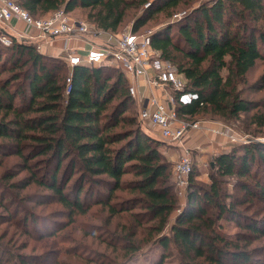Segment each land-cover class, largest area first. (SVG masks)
I'll use <instances>...</instances> for the list:
<instances>
[{
  "label": "trees",
  "instance_id": "1",
  "mask_svg": "<svg viewBox=\"0 0 264 264\" xmlns=\"http://www.w3.org/2000/svg\"><path fill=\"white\" fill-rule=\"evenodd\" d=\"M15 1L35 18L60 7L67 13L88 8L89 21L106 32H117L130 10H140L133 32L164 12L152 24L151 48L176 66L186 80L185 91L195 95L187 103L177 100L179 118L192 121L209 112L231 120L264 106L237 90L256 63H264V0H200L180 16L175 14L179 4L188 6V0H153L147 7L151 0ZM50 58L29 39L14 37L10 46L0 42V166L4 155H16L18 171L29 174L11 186L33 182L44 187L71 217L88 213L91 205L104 207L107 225L129 212L130 232L112 234L126 250H140L134 237L142 227L147 241L163 250L162 258L172 244L188 259L183 264L199 258L214 264H264V257L253 258L264 247L248 248L264 237V214L238 208L260 202L264 209V176L253 171L256 160L264 165V142L253 139L213 156L209 181H199L193 166L185 203L178 207L171 164L160 151L164 143L143 128L122 72L104 64L68 68L64 59L59 66L56 60L49 65ZM251 88H264V73ZM249 120L263 127L264 113ZM17 173L5 169L3 178ZM229 184L241 197L229 192ZM136 206L139 210H133ZM221 218L242 230L233 239L218 233ZM241 240L246 244L238 247Z\"/></svg>",
  "mask_w": 264,
  "mask_h": 264
},
{
  "label": "rangeland",
  "instance_id": "2",
  "mask_svg": "<svg viewBox=\"0 0 264 264\" xmlns=\"http://www.w3.org/2000/svg\"><path fill=\"white\" fill-rule=\"evenodd\" d=\"M188 1L190 4L188 6L179 4L176 15L184 13L186 11L184 8L195 7L200 0L196 2ZM88 10V8L79 6L69 14L85 22L90 29L89 35L95 36L100 30L96 29L87 18ZM139 12L140 10H130L117 31L130 28L135 16L140 14ZM163 17L164 12L155 13L140 28L144 29L142 31L151 30L152 24L163 19ZM175 17L173 15L172 20ZM48 48L50 49L46 45L41 47L40 50L36 49L43 52L44 55L52 57L46 63L50 65L54 63L53 60H56L55 65L59 66L60 62L58 61H62V57H65L66 53L60 49H56L55 53L50 52ZM172 67L176 70L175 65L172 64ZM68 73L69 69L66 67L62 74L67 76ZM263 73L264 63L259 61L247 73L245 81L237 83V90L243 91V97L254 100L259 104H264V88L253 90L251 84L259 81ZM222 74L226 75V70H223ZM183 80L186 83V80ZM259 112L264 113V106L256 107L248 113H240V117L237 119L225 120L208 112L200 113L204 117L195 120L204 121L208 124L213 121L219 129L230 126L236 134L248 135L252 140L259 139V141L264 142V126H257L249 120L250 115L259 114ZM185 142H187V138H185ZM160 151L166 161L171 164V169H173V163L179 154L178 148L174 145L162 144ZM214 153L216 152L213 151L211 154L204 155L200 152V149L190 150L195 170L194 174L201 182L209 181V165L212 162ZM2 160L0 166V264H183L188 260L172 244H170L165 257L162 258L163 250L155 246L153 242L147 241L149 235L142 230V227L136 229L134 237L140 250L134 252L126 250L122 241L112 234L116 231L122 235L130 232L131 219L129 212L115 216L108 225L105 223V219L108 217L106 208H101L99 205H91L88 213H75L71 217L68 211L44 187L33 182L23 188L11 186L12 182L27 178L29 174L27 171H18L17 162L20 160L18 156L7 154L4 155ZM12 168L14 172L18 173L9 180L3 178L5 169ZM254 170L259 176H264V165L259 159L254 162ZM174 192L176 194L175 188ZM229 192H236L238 197L242 195L241 191L239 193H237V190L234 191L231 184H229ZM177 202L178 207H181L183 200L177 197ZM261 206L262 203L260 202H250L244 208V211L243 207L239 206L238 208L248 215H254V212H258L259 214L255 216L260 217L264 214V209H260ZM133 210H139V207L136 206ZM177 215L178 211L175 210L170 220L173 221ZM144 221L145 225L152 224L147 219H144ZM122 226L124 228L121 230ZM216 230L218 233L233 239L235 233L242 230V228L238 227L235 221L221 218L216 223ZM168 232L169 228H166L164 233ZM244 244L246 243L241 240L238 247L244 246ZM255 246L264 247V237L248 244L249 249ZM259 251H255L253 258L264 257V253ZM193 263L214 264L202 258L193 260Z\"/></svg>",
  "mask_w": 264,
  "mask_h": 264
},
{
  "label": "built area",
  "instance_id": "3",
  "mask_svg": "<svg viewBox=\"0 0 264 264\" xmlns=\"http://www.w3.org/2000/svg\"><path fill=\"white\" fill-rule=\"evenodd\" d=\"M13 18L22 21L25 29L22 32L18 31L15 35H9L0 30V42L5 46H10L14 37L29 40L36 38L35 46L40 50L41 47L48 45L52 38L81 37L90 32L85 22L71 16L62 7L35 18L15 0H0V22H8ZM28 28L35 34H29ZM106 33L108 39L106 46L91 49L85 56H81L70 47L64 61L68 68L77 64L94 66L104 64L118 68L122 72L127 82L129 96L136 103L140 121L151 123L157 128L163 141L175 145L179 150L177 159L173 163L171 179L176 196L183 200L181 204L183 205L193 170L190 149L185 142L186 136L194 132H208L225 137L235 145L245 144L252 139L248 135L236 134L230 126L219 129L218 126H211L204 121H189L178 117L177 100L187 103L195 95L185 91L183 77L151 48V30L133 32L130 27L122 31ZM140 77L149 88L162 87L166 90V87H169L170 92L166 94L163 101L152 94L139 96L135 80ZM69 81L67 77L66 87Z\"/></svg>",
  "mask_w": 264,
  "mask_h": 264
},
{
  "label": "crops",
  "instance_id": "4",
  "mask_svg": "<svg viewBox=\"0 0 264 264\" xmlns=\"http://www.w3.org/2000/svg\"><path fill=\"white\" fill-rule=\"evenodd\" d=\"M24 29H25V25L23 24V22L15 18L11 19L8 22H3V23L0 22V30L4 31L9 35H15L18 31L22 32V30ZM27 31L31 35L35 34L30 28H28ZM36 40H37L36 38L32 39L33 42H36ZM107 42H108L107 33L106 31L105 32L102 31L101 33H97L95 36L86 34V35H82L81 37H71L66 39L62 37L52 38L48 43L47 47H50V49L48 48L50 52H54L56 49H60L62 52L66 53V55L69 48L71 47L74 48L77 51V53H79L81 56H85L87 51L94 48H100L106 46ZM62 58L64 59V56ZM135 86L139 96H142L144 94H152L158 97L162 101L165 99L166 94L170 92L169 87H166V90L163 89L162 87L149 88L146 85L144 79L141 77L136 78ZM209 124L211 126H216L213 121L209 122ZM143 128L151 136L162 141L164 144L173 145L163 141L159 136L157 128L154 127L151 123L147 121L144 122ZM188 137H190V139H188ZM186 138H187L186 145L189 147L190 150L193 151L194 149L195 150L200 149V152H202L204 155L209 153L211 154V152L215 151L216 152L214 153L215 156L223 151L229 150L231 147L235 145L230 143L225 137H221L218 134L216 135L208 132L207 133L194 132L186 136ZM197 146L199 147L196 148Z\"/></svg>",
  "mask_w": 264,
  "mask_h": 264
},
{
  "label": "water",
  "instance_id": "5",
  "mask_svg": "<svg viewBox=\"0 0 264 264\" xmlns=\"http://www.w3.org/2000/svg\"><path fill=\"white\" fill-rule=\"evenodd\" d=\"M152 1H153V0H151L149 3H147V4L145 5V7L149 6L150 3H151ZM263 140H264V139H263ZM255 141H259V139H255ZM211 165H213V162H211Z\"/></svg>",
  "mask_w": 264,
  "mask_h": 264
}]
</instances>
